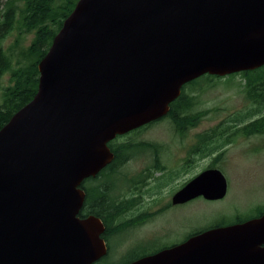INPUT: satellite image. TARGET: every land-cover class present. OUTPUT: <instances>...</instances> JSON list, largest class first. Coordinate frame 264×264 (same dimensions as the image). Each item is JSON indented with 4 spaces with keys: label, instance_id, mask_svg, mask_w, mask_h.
Here are the masks:
<instances>
[{
    "label": "water",
    "instance_id": "obj_1",
    "mask_svg": "<svg viewBox=\"0 0 264 264\" xmlns=\"http://www.w3.org/2000/svg\"><path fill=\"white\" fill-rule=\"evenodd\" d=\"M264 66V0H78L38 65V91L0 129V264H94L106 225L83 183L109 142L166 116L205 74ZM202 172L174 203L226 196ZM129 264H264V214L201 231Z\"/></svg>",
    "mask_w": 264,
    "mask_h": 264
},
{
    "label": "flooded vegetation",
    "instance_id": "obj_2",
    "mask_svg": "<svg viewBox=\"0 0 264 264\" xmlns=\"http://www.w3.org/2000/svg\"><path fill=\"white\" fill-rule=\"evenodd\" d=\"M263 67L264 66L258 69H262ZM257 72L259 76L264 74V72H260L256 69L226 76L205 74L185 84L187 86L189 84L190 89L186 93L184 85L178 99L182 96L183 91L188 95L189 115L186 119L185 116L187 113L180 112L181 116L177 113V118L181 121V124H178V134L170 136V139L167 141L151 140V137L148 139L143 135L137 134L151 124L169 117L173 112L172 108H170L169 113L162 119L151 122L123 135H118L113 139L109 145L111 151L114 153L112 162L98 175L90 177L84 182L83 189L86 193V197L82 211H84L85 216L82 217L92 214H86L87 211H85L90 205V203L88 204L87 202L90 197L95 201L94 204L99 202L100 204L103 203L108 206H138L139 209L131 207L132 209L128 210V221L132 222V225L136 224L135 217H142L141 222H144L147 216L157 215L161 210L188 206L196 201L214 203L224 199L226 196L222 199L213 200L206 198L204 195H199L181 203H174L175 194L202 172L217 169L224 174L223 169L227 166L224 165L226 162V153L232 141H235L240 136L260 134L252 132V130L255 128V123L258 124L261 117L264 116V100L260 98V91L264 88V78L261 79L259 76L254 77L252 80L250 79L245 88H243L245 89L243 92L247 99L253 103L252 108L246 111H243L244 109H238L236 113L232 111L227 117L225 116L226 118H218L219 112H222L223 109L220 108V106L204 107V101L199 99V94L216 87L219 83H223L221 80L232 79L233 75L248 76L251 73ZM246 97L245 100H247ZM225 108L228 107H224V109ZM209 117H214V119L212 123L206 125L205 123L210 121ZM244 127H247V134H245ZM134 163L139 164L136 168V170L139 169V171H136L139 177L138 179H135V170L132 169ZM109 166H112L111 174L108 176L103 175V171L109 170ZM123 170H127V174ZM156 172H159V175L155 176ZM191 172L193 174L192 176L190 175L187 180L184 179L179 184L176 183L179 182L178 180L184 174ZM124 178H128L131 182L128 184H121ZM92 179L96 181H92ZM87 182H92L90 184H93L90 191L87 190L85 185ZM164 190H167L168 193L161 197ZM145 200H149L152 206L142 209L139 206L144 205ZM136 211L139 213L135 214ZM261 215H252L248 219ZM195 231L189 233L182 240H174L172 241L173 243L171 242L172 244H163L160 247L153 248L152 252L156 253L162 249L180 244L199 233ZM104 235L105 233L103 237Z\"/></svg>",
    "mask_w": 264,
    "mask_h": 264
},
{
    "label": "rangeland",
    "instance_id": "obj_3",
    "mask_svg": "<svg viewBox=\"0 0 264 264\" xmlns=\"http://www.w3.org/2000/svg\"><path fill=\"white\" fill-rule=\"evenodd\" d=\"M4 2L6 0H0V11L4 8ZM19 34V25L17 24L3 41L5 49L12 48L14 64H17L18 60H26V48L34 37V34L23 35L17 45ZM24 51L25 54H23ZM257 76H259L258 72L248 76L233 75L232 79L221 80L223 83L200 93L199 99L204 101V107L220 106L223 108L222 112H219L218 118L227 117L232 111L236 113L238 109L246 111L252 108L253 103L247 99L243 88L250 79ZM10 77V73H6L2 77V86L11 84ZM185 88V92H188L190 86L185 85ZM0 103H2V93H0ZM224 107L228 108L224 109ZM209 119L210 121L206 122V125L212 123L214 117H209ZM177 129L176 122L171 117H167L151 124L137 135H143L148 139L151 137V140L167 141L170 136L178 134ZM138 165L134 163L132 166V169L135 170V179L139 178L136 173L139 171V169L136 170ZM224 165H227L223 171L229 185L228 193L224 199L214 203L196 201L188 206L161 210L157 215L147 216L144 222H141L142 217H135V225L128 221V211L116 220L115 224L123 222L121 227L108 235V238L104 236L108 253L94 264H129L144 253L152 251L153 248L163 244H172L174 240H182L195 230L197 232L207 226L216 225L224 219L252 216L257 213L258 209L264 208V134L244 135L232 141L228 146ZM124 172L127 174V170ZM192 174V172L184 174L176 183L179 184L182 180H187ZM157 175L159 172L155 173V176ZM130 182L131 180L124 178L121 184ZM90 183L92 182L85 183V185ZM167 193V190H164L161 197ZM150 206H152L150 201L145 200L144 205L139 207L143 209ZM132 208L139 209L138 206ZM138 213L136 211L135 214Z\"/></svg>",
    "mask_w": 264,
    "mask_h": 264
},
{
    "label": "trees",
    "instance_id": "obj_4",
    "mask_svg": "<svg viewBox=\"0 0 264 264\" xmlns=\"http://www.w3.org/2000/svg\"><path fill=\"white\" fill-rule=\"evenodd\" d=\"M78 0H6L4 8L0 11V93H2V103H0V129L11 119V117L28 102H30L38 91L40 72L38 65L46 56L50 49L52 42L62 28L65 19L74 10ZM19 25L20 34L17 38V45L20 42V37L27 34H34L30 45L25 51L26 60H18L14 64L11 49H5L3 41L13 31L16 25ZM264 72L262 69H256ZM10 73L11 84L2 86V77ZM264 78V74L259 76ZM189 85V84H188ZM187 93V92H186ZM183 91L182 96L171 103L173 112L169 117L172 118L176 124H181L177 118L181 116L180 112L187 113L185 118H188L189 99L188 95ZM260 98L264 100V88L260 91ZM264 106V105H263ZM179 116V117H180ZM181 118V117H180ZM245 128V134L247 127ZM252 132L264 134V116L258 124L255 123V128ZM110 145V142L109 144ZM116 163V162H115ZM104 170L102 173L105 176L111 174L112 166ZM92 181H96L92 179ZM88 183V182H87ZM93 184L86 185L87 190H91ZM90 205L85 211L86 214L92 213L102 218L106 225V238L108 235L116 232L122 224H115L120 215L122 216L132 206H108L103 203H95L91 197L87 200ZM264 214V208L258 209L253 216ZM81 216H85L84 211ZM251 216H238L229 220H220L216 225L207 226L205 229L213 226H221L232 224L234 222H242ZM199 230L197 232L205 230ZM198 230V229H197ZM152 251L144 253V255L152 254ZM141 256V257H142Z\"/></svg>",
    "mask_w": 264,
    "mask_h": 264
}]
</instances>
